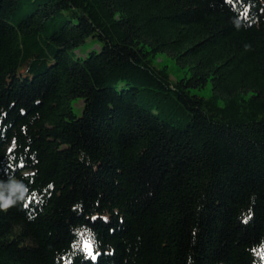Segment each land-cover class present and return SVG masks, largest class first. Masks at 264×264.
I'll return each mask as SVG.
<instances>
[{"label":"trees","instance_id":"trees-1","mask_svg":"<svg viewBox=\"0 0 264 264\" xmlns=\"http://www.w3.org/2000/svg\"><path fill=\"white\" fill-rule=\"evenodd\" d=\"M16 183L0 264H65L85 238L101 255L77 264H261L264 0H0Z\"/></svg>","mask_w":264,"mask_h":264},{"label":"snow or ice","instance_id":"snow-or-ice-1","mask_svg":"<svg viewBox=\"0 0 264 264\" xmlns=\"http://www.w3.org/2000/svg\"><path fill=\"white\" fill-rule=\"evenodd\" d=\"M237 2L243 3V0H232L233 4H236ZM21 111L23 112L24 110L21 109ZM9 151H11V149H9ZM22 163L23 162L21 161L20 164L22 165ZM48 187L51 188L52 185L49 184ZM34 196H35V192L33 193V196L30 197V199L34 198ZM251 214H252L251 211H249V216H251ZM97 218H98L97 216L91 217L92 220H96ZM99 218L105 221L108 220L107 216L99 217ZM244 219L245 221H247L248 217H245ZM76 247H80L81 252L83 253V259L88 262L97 261L99 256L101 255V252L96 250V243L92 239H89V238L83 239L82 246L78 245L75 240H72L70 242L69 254L64 258L65 264H77V259L80 254L72 251V249ZM260 248H261V254H260L261 264H264V243L260 245ZM255 251L256 249H253V252Z\"/></svg>","mask_w":264,"mask_h":264},{"label":"rangeland","instance_id":"rangeland-1","mask_svg":"<svg viewBox=\"0 0 264 264\" xmlns=\"http://www.w3.org/2000/svg\"><path fill=\"white\" fill-rule=\"evenodd\" d=\"M90 45H91V43L87 42V44L85 45L84 48H88L87 51H89L91 49H98L99 48L98 44H94L92 46H90ZM82 53H84L83 50H81V54ZM157 62L159 64L165 63L169 67V69L172 72V75L174 77L176 75H178L179 72H178L177 67L175 66L174 62L169 57H167L166 55L158 56ZM179 75H180V73H179ZM73 108H74L76 113L81 114L83 111V99L82 98L75 99L73 102Z\"/></svg>","mask_w":264,"mask_h":264},{"label":"clouds","instance_id":"clouds-1","mask_svg":"<svg viewBox=\"0 0 264 264\" xmlns=\"http://www.w3.org/2000/svg\"><path fill=\"white\" fill-rule=\"evenodd\" d=\"M15 187L21 188V194L19 196V199H24L27 186L20 183H16L9 188V193L7 195H4L2 192H0V208H7L8 206L16 203L17 198H14L11 194Z\"/></svg>","mask_w":264,"mask_h":264}]
</instances>
